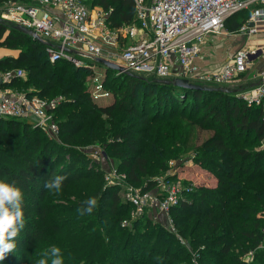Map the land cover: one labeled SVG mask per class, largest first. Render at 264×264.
Masks as SVG:
<instances>
[{
  "label": "trees",
  "instance_id": "1",
  "mask_svg": "<svg viewBox=\"0 0 264 264\" xmlns=\"http://www.w3.org/2000/svg\"><path fill=\"white\" fill-rule=\"evenodd\" d=\"M88 1L90 7L111 10L112 27L138 22L134 0ZM249 16L228 18L226 24L236 32ZM2 47L19 53L0 58V74L24 73L1 87L61 101L52 109L58 138L23 119H0V180L20 187L25 214L16 249L0 264H36L53 246L61 249L64 264L191 261L176 234L149 213L122 226L133 206L119 185L105 179L99 160L90 157L86 148L96 144L143 190L155 188L157 175L166 173L170 161L192 156L216 185L198 184L174 207L175 226L200 255V264H245L242 255L264 238L259 216L264 211V109L238 96L252 86L240 92L182 88L121 73L106 76L111 98L101 103L86 84L91 66L51 62L44 42L0 23ZM203 131L212 133L199 142ZM54 176L66 177L59 194L44 187ZM90 197L97 198L98 206L80 215L77 210ZM255 254L250 264H264V251Z\"/></svg>",
  "mask_w": 264,
  "mask_h": 264
},
{
  "label": "built area",
  "instance_id": "2",
  "mask_svg": "<svg viewBox=\"0 0 264 264\" xmlns=\"http://www.w3.org/2000/svg\"><path fill=\"white\" fill-rule=\"evenodd\" d=\"M138 22L112 27L110 11L102 7L92 8L87 0H2L0 17L4 24L14 29L17 25L32 29L43 40L51 43L46 50L51 62L60 59L76 66L97 64L90 55L101 56L122 65L126 70L142 76L171 78L174 62L180 67L179 77L198 80L215 86H229L248 72L254 61L264 56V45L253 49L241 48L219 70H208L197 62L210 35H217L225 27L227 19L240 11L250 10L241 32L255 34L264 23V0H134ZM65 47L77 50L71 53ZM21 69L0 74L3 82L14 76H22ZM124 72H117L121 74ZM264 80V70L260 72ZM95 101L111 98L105 78L98 73L91 87ZM248 106L262 105L264 109V82L242 90L239 94ZM61 99L46 100L37 95L11 87H0V119L16 118L28 121L48 136L58 138L59 126L52 109ZM94 160H101L105 152L101 148H88ZM173 162V161H172ZM127 175H119L118 169L105 173V179L121 187L122 197L133 206L130 218L122 226H130L149 213L157 222L176 233L178 240L191 252V263L200 264V255L188 240L178 234L171 210L180 205L196 186L195 181L173 180L157 177L153 190L141 191L131 185H123ZM259 216L264 219V211ZM264 251V238L259 245L243 256L250 264L256 251Z\"/></svg>",
  "mask_w": 264,
  "mask_h": 264
},
{
  "label": "clouds",
  "instance_id": "3",
  "mask_svg": "<svg viewBox=\"0 0 264 264\" xmlns=\"http://www.w3.org/2000/svg\"><path fill=\"white\" fill-rule=\"evenodd\" d=\"M65 179V176H54L44 187L53 194H59ZM97 206V198L90 197L77 211L80 215L91 214ZM24 227L23 193L20 187L14 182L0 180V261L16 249V238ZM49 260L50 264H64L59 247L53 246L49 251L42 253L36 264H49Z\"/></svg>",
  "mask_w": 264,
  "mask_h": 264
},
{
  "label": "crops",
  "instance_id": "4",
  "mask_svg": "<svg viewBox=\"0 0 264 264\" xmlns=\"http://www.w3.org/2000/svg\"><path fill=\"white\" fill-rule=\"evenodd\" d=\"M262 45H264V23L259 25L258 32L255 34H248L238 30L232 33L227 32L217 35H210L208 36L207 42L202 48L200 56L197 58V62L208 70H219L225 65L226 62H228L230 58L233 57L235 52L239 49H253ZM2 49H4V47L0 48V51ZM8 51L9 52L0 58L10 55L16 56L19 53L18 50L13 49H9ZM262 70H264V56L258 57L254 61L253 67L248 72L243 74L242 77L236 82L239 83L238 85L240 88L247 85L253 86V84L260 81L259 76ZM179 74L180 67L177 62H174L173 74L171 78L179 77ZM105 101L108 102L109 99H106Z\"/></svg>",
  "mask_w": 264,
  "mask_h": 264
},
{
  "label": "rangeland",
  "instance_id": "5",
  "mask_svg": "<svg viewBox=\"0 0 264 264\" xmlns=\"http://www.w3.org/2000/svg\"><path fill=\"white\" fill-rule=\"evenodd\" d=\"M90 1V0H89ZM88 1V2H89ZM0 3H2V0H0ZM90 3V2H89ZM96 7V6H95ZM95 7H92V8H95ZM246 13H243L242 15H237V17H231L232 18V21L234 18H239V19H242L243 17H246L248 14H250V10H245ZM231 18H229V20H231ZM229 25L231 22H228ZM229 33V32H234L232 30L229 29V26L226 24L225 27L221 30V33ZM10 48H7L5 47L4 49H2L0 51V57L1 56H4V54H6L7 52H9ZM12 50V49H11ZM13 50H16V49H13ZM91 75L90 76H87L86 80L87 81V86L91 89L92 87V81H93V78L94 76L98 73L99 75H101L102 78H106L107 75H109V78H113L114 75H117V71L115 70H111V71H108V68H106L105 66L101 65V64H91ZM70 72V71H68ZM120 75V74H119ZM93 76V77H92ZM147 77V76H145ZM150 77V76H148ZM239 83L238 82H234L232 84L229 85L230 88L234 89V90H239L240 86L238 85ZM242 90V89H241ZM239 90V92L241 91ZM53 99H56V98H53ZM105 101V100H103ZM103 101H100L101 103H104ZM110 101V100H109ZM106 102V101H105ZM212 133V131H203L199 134V142L206 139L210 134ZM101 148L102 150H104L105 152V156L103 157H100L101 160H99L100 162V165L102 166V169L104 170V175L106 172H110V171H113L115 168L118 169V165H117V161L112 159L105 151L104 147H102L101 145L99 144H96V145H90L89 147H87L86 149L88 148ZM89 153V151H88ZM118 173L119 175L121 174H126L124 171H120L118 169ZM164 173H165V170H164ZM174 175V177H172L171 179L173 180H181V181H195L197 183H201V184H204V185H209V186H215L216 185V179L214 176H211L210 173L202 168L199 164H197L194 160H193V157L192 156H187L185 158H182L180 160H176V161H170L169 163V167L168 169L166 170V173L165 174H161V175H157V176H163V177H167L169 178L168 176L169 175ZM211 176V177H210ZM122 184L124 185H131V186H134L136 189H140L141 191H146V190H143L141 188V186H137L133 183H131L127 177H126V180L122 182ZM164 224H167L166 221H164ZM176 234V233H174ZM178 234L181 236V234L178 232ZM177 236V234H176ZM178 238V236H177ZM180 242V241H179ZM242 256H245V254H243ZM191 261L188 263H183V264H190Z\"/></svg>",
  "mask_w": 264,
  "mask_h": 264
},
{
  "label": "water",
  "instance_id": "6",
  "mask_svg": "<svg viewBox=\"0 0 264 264\" xmlns=\"http://www.w3.org/2000/svg\"><path fill=\"white\" fill-rule=\"evenodd\" d=\"M0 23L4 24V20L2 17H0ZM14 29H16L20 32H23L27 35H30L34 39L41 41V42H44L46 45L51 44V43L43 40L42 37L39 36L38 34H36L35 31H33L32 29L26 28V27L21 26V25H17ZM65 50H67L68 52H71V53H77L78 52L77 50H75L73 48H68V47H65ZM89 57H91L94 62L101 64L108 69L115 70L117 72H124L128 75L139 77V78H145L142 75H139V74H136L132 71L126 70L122 65L118 64L117 62L111 61L107 58H104L101 56H93V55H90ZM156 81L161 82V83H166V84L172 83V84L179 86V87H182V88H202V89L205 88V89H211V90H217V91H231L232 90L229 86H215V87L203 86L201 84H197L195 82H192L188 78H184V77L157 78ZM262 82H264V80H261L255 84H253V86L259 85ZM2 83H3V80L0 77V85Z\"/></svg>",
  "mask_w": 264,
  "mask_h": 264
}]
</instances>
